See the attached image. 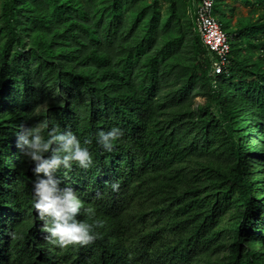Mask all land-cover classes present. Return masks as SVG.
I'll return each instance as SVG.
<instances>
[{
    "label": "trees",
    "instance_id": "obj_1",
    "mask_svg": "<svg viewBox=\"0 0 264 264\" xmlns=\"http://www.w3.org/2000/svg\"><path fill=\"white\" fill-rule=\"evenodd\" d=\"M258 7L218 20L230 64L211 75L181 22L191 1L169 0L162 21L159 0H0V264H264ZM39 123L91 139L89 169L54 174L93 209L77 216L94 225L87 245L48 244L31 207L18 136ZM112 126L123 136L108 152L95 133Z\"/></svg>",
    "mask_w": 264,
    "mask_h": 264
},
{
    "label": "clouds",
    "instance_id": "obj_2",
    "mask_svg": "<svg viewBox=\"0 0 264 264\" xmlns=\"http://www.w3.org/2000/svg\"><path fill=\"white\" fill-rule=\"evenodd\" d=\"M122 136V129L112 126L98 130L95 142L103 150L111 152ZM90 142L91 139L86 138L82 143L71 130L60 131L58 126L48 127L47 123L24 128L18 136V147L32 162L35 174L31 207L36 212V219L43 222L41 231L48 234L45 240L61 249L70 245H87L96 238L93 223L77 218L82 210L88 215L93 213V209L84 208L77 191L68 185L60 187V178L54 175L62 168L66 177L73 165L89 169L93 157L85 145ZM111 187L116 191L119 183L113 182Z\"/></svg>",
    "mask_w": 264,
    "mask_h": 264
},
{
    "label": "built area",
    "instance_id": "obj_3",
    "mask_svg": "<svg viewBox=\"0 0 264 264\" xmlns=\"http://www.w3.org/2000/svg\"><path fill=\"white\" fill-rule=\"evenodd\" d=\"M192 21L202 46L212 53L210 74L223 73L230 64V40L213 14L215 0H191Z\"/></svg>",
    "mask_w": 264,
    "mask_h": 264
},
{
    "label": "rangeland",
    "instance_id": "obj_4",
    "mask_svg": "<svg viewBox=\"0 0 264 264\" xmlns=\"http://www.w3.org/2000/svg\"><path fill=\"white\" fill-rule=\"evenodd\" d=\"M189 3L191 0H187ZM259 0H215L213 14L225 26H235L238 22L253 21L261 10L258 7ZM162 21L167 19L169 14V0H159ZM181 22L186 28L192 22V14L189 9L181 17ZM203 98H195V103L201 104Z\"/></svg>",
    "mask_w": 264,
    "mask_h": 264
}]
</instances>
